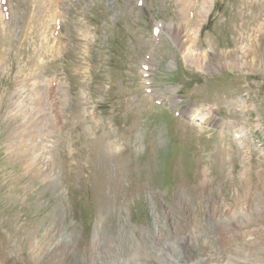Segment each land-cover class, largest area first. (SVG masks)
I'll return each mask as SVG.
<instances>
[{"label":"rangeland","instance_id":"obj_1","mask_svg":"<svg viewBox=\"0 0 264 264\" xmlns=\"http://www.w3.org/2000/svg\"><path fill=\"white\" fill-rule=\"evenodd\" d=\"M0 14V264H264V0Z\"/></svg>","mask_w":264,"mask_h":264},{"label":"bare ground","instance_id":"obj_2","mask_svg":"<svg viewBox=\"0 0 264 264\" xmlns=\"http://www.w3.org/2000/svg\"><path fill=\"white\" fill-rule=\"evenodd\" d=\"M11 3V2H10ZM189 3H191V1L189 2ZM187 4V3H186ZM9 6V5H8ZM183 7V6H182ZM11 8V7H10ZM191 8V7H190ZM12 9V8H11ZM182 9H186V7L184 8H182ZM187 10V9H186ZM185 10V11H186ZM1 15V14H0ZM188 17V16H187ZM1 18V17H0ZM191 20V19H190ZM2 22H3V20H2ZM264 25V24H263ZM264 27V26H263ZM263 29V28H262ZM168 30H170V33L173 35V38H174V40L176 41V43H182L181 44V47L183 48V50H185V53H186V55H188L189 56V53L186 51V48H187V45H188V50H191V49H193V48H191V44H188L189 43V35H188V32L186 33V41H185V43H183V40H182V42H180V40H181V38H183L184 37V34L182 35V32H181V29H179L178 27L174 30L173 29V27L171 26V27H169V29ZM196 29H194L193 31L194 32H196L195 31ZM2 33V32H1ZM178 41V42H177ZM257 53V52H256ZM226 54V53H225ZM250 55V54H249ZM206 55H203V56H201V57H197V55H194L193 56V61L195 60V62H197L196 64H197V66L199 65H201V68L203 67V66H205L206 65V63H208L207 62V59H206ZM253 58V57H252ZM257 58V57H256ZM243 61H244V59H243ZM253 61H256V59L254 58L253 59ZM255 64H258V62L257 63H255ZM254 64V65H255ZM150 87V86H149ZM151 93H153V91L151 90ZM153 95H156V91H154V94ZM35 96H37L38 97V103L37 102H35V104H34V102H33V107L35 108V110H36V112L37 113H40L41 111L39 110V108H38V106H41V97H42V99H43V96H41L40 97V95L39 94H37V93H35V95H34V98H35ZM35 100H36V98H35ZM2 104V103H1ZM2 107V106H1ZM2 110V109H1ZM2 114V113H1ZM190 114H191V116H195V119L196 118H198L199 117V119L203 122V123H209L210 121H213L215 118H214V112L212 111V110H208L207 112H203V111H201V110H199L198 108H196V110H190ZM45 118V117H44ZM48 118V117H47ZM45 120H46V118H45ZM33 122V121H32ZM35 125L38 127V128H40V129H42L43 130V128L45 127V125H46V123L43 121V117L41 116V119L39 118V117H37V115H35ZM29 123H31V122H29ZM48 123V122H47ZM47 126V125H46ZM32 129V128H31ZM37 129V128H36ZM44 131V130H43ZM52 131V130H51ZM236 132L237 133H239L237 130H236ZM47 133V132H46ZM43 134V133H42ZM37 135V134H36ZM40 136H42V135H40ZM36 138L37 137H39V134H38V136H35ZM14 146V145H13ZM12 146V147H13ZM25 146V145H24ZM36 147V146H35ZM32 148V147H31ZM37 148V147H36ZM27 149V148H26ZM35 149V148H34ZM31 150V149H30ZM15 151V150H14ZM35 151V150H34ZM23 157V156H22ZM38 158V157H37ZM22 159V158H21ZM23 160V159H22ZM36 161V160H35ZM45 175V174H44ZM62 236H64L65 237V239L66 238H69L70 237V233H68V234H62ZM33 241H36V240H33ZM137 249V248H136ZM51 250V249H50ZM68 251H69V249H68ZM49 253H50V251H48L47 253H46V255L45 256H47L48 258H50L49 257ZM148 255V254H147ZM143 256H145V255H143ZM131 257H133V256H131ZM138 257H135V258H132V259H129L125 264H140V261H138L139 259H137ZM66 264H67V261L65 262ZM74 264H78V262L76 261V262H74ZM146 264V263H145ZM148 264V263H147Z\"/></svg>","mask_w":264,"mask_h":264}]
</instances>
